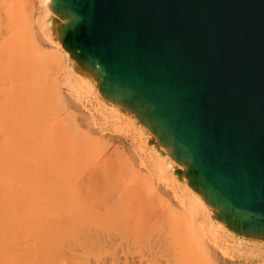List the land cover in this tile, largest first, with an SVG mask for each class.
<instances>
[{
    "label": "water",
    "instance_id": "obj_1",
    "mask_svg": "<svg viewBox=\"0 0 264 264\" xmlns=\"http://www.w3.org/2000/svg\"><path fill=\"white\" fill-rule=\"evenodd\" d=\"M46 4L97 128L155 157L235 255L228 263L262 264L264 0Z\"/></svg>",
    "mask_w": 264,
    "mask_h": 264
},
{
    "label": "bare ground",
    "instance_id": "obj_2",
    "mask_svg": "<svg viewBox=\"0 0 264 264\" xmlns=\"http://www.w3.org/2000/svg\"><path fill=\"white\" fill-rule=\"evenodd\" d=\"M47 13L46 0H0V33L10 28L0 39V264H152V253L130 254L143 241L152 247L154 231L182 233L186 264H220L196 248L221 238L153 155L142 150L140 159L118 143L97 151Z\"/></svg>",
    "mask_w": 264,
    "mask_h": 264
},
{
    "label": "rangeland",
    "instance_id": "obj_3",
    "mask_svg": "<svg viewBox=\"0 0 264 264\" xmlns=\"http://www.w3.org/2000/svg\"><path fill=\"white\" fill-rule=\"evenodd\" d=\"M3 28H8V27H6L4 25ZM9 35H10V28H9V30L2 31L0 39L2 40L3 38L8 37ZM53 72L54 71L51 69V73L52 74H54ZM62 86H63V89L66 92V88H67L66 85L62 84ZM70 96H71V99H73V101H79V100L84 101L83 98L77 92L72 93V95H70ZM84 104H85V101H84ZM85 106H86V108H88V105H85ZM74 109L79 111V109H77L75 107H74ZM89 110H93V109H91V108L89 109L88 108V110L86 109L85 113L87 112L86 114H88L89 117H90V113L88 112ZM90 112H92V111H90ZM93 112L91 113L94 116L93 117L91 115L92 121L89 118L90 119L89 121L92 122V125H90V124H88L87 122L84 121L82 114H81L80 120H81V122H83L84 125L86 124L85 125L86 129L91 128L93 130V132L95 133V135L99 137L98 140L100 141V143L97 146V151L98 152L113 151L115 145L119 144V146H120V144H121V146L125 147L127 149V151L129 152V154L131 155V152L129 151V148H128L127 144L124 142V140L122 138H120V136H118V134H116L117 133L116 131H115L116 133L115 132L112 133V132H109V131H107L105 129L103 130V128H101L100 126H99V128H101V129L97 128L98 124L95 121H97L96 119H97L98 116L96 115L95 111H93ZM113 124H114V126L113 125L112 126H113L114 129H116L119 132L124 133L123 132L124 131L123 127H125V126L117 125L115 123H113ZM101 130H103V132ZM142 150L143 149L140 148V150L138 151V148H137V149H134L133 153L137 152L136 154L134 153V155H136V156L138 155V157L141 159L145 155L142 152ZM140 156H142V157H140ZM145 158H146V156H145ZM135 162L137 163L136 160H135ZM142 162H143V160L141 161V163ZM155 208H157V207H155ZM149 233H147L148 237H149ZM152 235H153L152 243H154V245L152 247H148L149 245L147 244V242L143 241L144 242L143 244L141 243L140 246H137L136 249L134 248L132 250L133 253L131 252L130 257L131 256H133V257H131V259L134 258L135 255H136L135 260L140 259L141 255L139 256L138 252L142 251V252H140V253H142V255H145V253H146V256H142V258H144V259H146L148 256H150L149 255L150 253H152L154 255V256H150L153 259V263L152 264H186V259L188 257H185V256L182 255V254L185 253V252L183 253V250L185 251L186 249H183L185 244L182 247V243L184 241V238H183V235H182V233L180 231H178L177 234H175V235L159 234V233H156V231H154ZM152 235H151V237H152ZM146 239H148L147 241H149V238H146ZM144 244H146V245H144ZM141 245L144 246V248ZM218 245L216 246V245H214V244H212L210 242L208 243L206 241H204V242L203 241H199V243L197 245L198 247L196 249L199 250V247H201V248H203L205 251H207L209 253H212V252L216 253L218 257H219V255H221L222 259H224V261H226V262L220 260V262H221L220 264H233V263H228L227 262V261H231V260H229V257L234 256L232 251H228V250L224 249L225 247L222 248L223 247L222 244H221L222 246H220V244H218ZM230 252H231V254H230ZM137 255H138V257H137ZM188 260H187V262H188ZM259 262H262V261H259ZM146 264H149V263L147 262ZM257 264H260V263H257ZM262 264H264V263L262 262Z\"/></svg>",
    "mask_w": 264,
    "mask_h": 264
}]
</instances>
